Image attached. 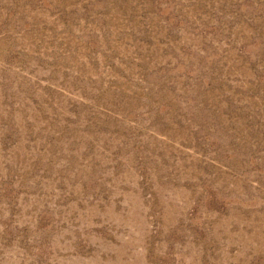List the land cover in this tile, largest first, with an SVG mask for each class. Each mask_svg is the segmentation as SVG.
Returning <instances> with one entry per match:
<instances>
[{"label": "rangeland", "instance_id": "obj_1", "mask_svg": "<svg viewBox=\"0 0 264 264\" xmlns=\"http://www.w3.org/2000/svg\"><path fill=\"white\" fill-rule=\"evenodd\" d=\"M0 264H264V0H0Z\"/></svg>", "mask_w": 264, "mask_h": 264}]
</instances>
